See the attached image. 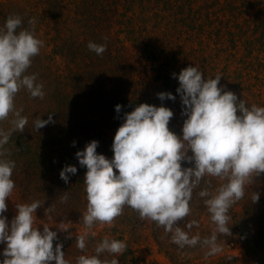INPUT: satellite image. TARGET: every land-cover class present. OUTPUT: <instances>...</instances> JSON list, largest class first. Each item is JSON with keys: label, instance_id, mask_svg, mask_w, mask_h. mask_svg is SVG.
Listing matches in <instances>:
<instances>
[{"label": "clouds", "instance_id": "9594fccd", "mask_svg": "<svg viewBox=\"0 0 264 264\" xmlns=\"http://www.w3.org/2000/svg\"><path fill=\"white\" fill-rule=\"evenodd\" d=\"M35 23L31 19V29L17 31L21 17L9 16L0 28V121L12 117L10 128L0 129V244L6 245L0 255L4 257L2 264H69L63 245L53 246L57 231L47 225L42 231L34 226L35 212L44 202L15 205L17 214L10 225L3 216L7 212L5 201L15 188L11 179L15 162L3 159L8 154L4 146L13 133L24 132L28 125V118L21 115L23 109L15 106V97L21 89L31 98L45 97L43 84L36 83L37 75L25 74L44 46L35 36ZM87 48L98 56L107 50L106 44L91 41ZM173 76L179 83L176 92L183 105L181 114L187 117L181 136L169 129L174 115L169 108L141 103L124 115L113 138L111 159L97 153L95 140L75 153L79 165L86 168L83 183L87 206L80 222L85 230L75 234L76 247L82 253L86 252L89 234L95 235L92 229L97 224L112 225L128 207L141 220L155 222L171 234L172 243L179 248L200 245L208 249L207 255L217 254L221 251L219 236L230 235V208L244 197L253 178L264 173V107L246 106L236 94L220 86V75L205 79L193 65ZM157 98L175 100L171 93H158ZM115 110L119 113L121 106ZM51 122V115L47 120L36 118L33 131ZM182 163L192 167H182ZM76 172L75 166H65L59 177L67 184ZM206 177L222 183L213 191ZM202 181L206 187L198 195L215 225L212 234L203 239L199 233L189 235L194 226H199L196 220L184 228L178 226L191 214L192 194ZM67 200L64 192L61 202ZM258 200L259 194L252 192V203ZM65 224L70 223L61 222L56 229L68 233L66 238L70 239L73 233ZM126 250L125 242L105 237L96 244L94 255H80L76 264H118L116 258L99 257L103 253L118 257Z\"/></svg>", "mask_w": 264, "mask_h": 264}, {"label": "rangeland", "instance_id": "374dc122", "mask_svg": "<svg viewBox=\"0 0 264 264\" xmlns=\"http://www.w3.org/2000/svg\"><path fill=\"white\" fill-rule=\"evenodd\" d=\"M47 2V0H0V28L3 27L9 16L21 17V28L17 31L24 28L31 29L28 21L35 19V36L44 42L39 55L33 58L31 67L25 74L37 75L36 83L43 84L45 97L42 100L31 98L25 89H21L17 93L15 106L17 109H23L21 115L28 118V125L24 132L13 133L6 145L7 147L13 146L14 150L3 157V159L15 162L11 177L15 188L5 201L7 212L3 214L9 225L17 214L15 205L30 204L39 200L44 204L35 212L34 226H38V229L42 231L43 226L47 225L51 228L50 230L57 231L56 242L60 244L66 242L62 244V251L65 253V259L71 260L72 264H76V258L80 255H94L96 244L105 237L121 238V241L127 245V250L123 254L129 255L127 259L134 258L135 264H226L230 261L234 264H256L244 249L235 231L225 238L219 239L221 251L213 255H207L208 249L200 245L183 249L179 247L176 249L177 245L175 246L174 243L173 246H168L169 243H172L169 234L164 236L162 248L154 238L153 228H151L152 221L141 220L138 214L128 207L112 225L97 224L92 229L95 235L89 234L86 252L82 253L77 249L74 241L71 245L67 243L68 233L56 229L61 227L59 225L61 222L70 223L65 224L64 227L69 228L73 233L71 239H75V234L80 235L85 230L80 222L81 215L86 211L87 206L84 176L82 177L86 173V168L79 165L75 153L83 151L87 140L82 130L79 133V141L64 136L57 138L60 136V129L57 133L56 128L60 127L59 120V122H72L74 119H81L83 114H87L83 106L88 97H92V95L87 93V89L78 91L73 79L67 80L66 87L60 84L66 76L68 77V74L72 73L74 77L82 74L84 67L78 68L71 57V52L64 47L66 41L73 45L76 40L65 39L70 35L69 31L74 29L72 20L69 18L71 14L66 11L61 20L52 19L47 12ZM158 42L160 48L164 47L165 49L168 46L167 51L173 50L174 53H177V57L180 58V62L185 68L191 65L197 67L204 74L205 79L220 75L222 77L220 86L224 89L242 93L244 98L256 105L264 103L263 39H217L214 37L213 39H182L181 34L174 33L171 39H161ZM128 43L126 44L129 48L128 54L131 55V62L135 63L137 67L135 49ZM136 73L140 79L139 83L143 82L141 89L149 92L146 94L149 97L153 87L148 89L145 86L152 83L148 78H145L144 68L140 71L137 68ZM131 88L133 89L131 90L132 94H138L140 85H132ZM69 93L73 97L79 98L78 102L73 99L70 106L62 105L64 103L62 99ZM140 94L143 96L142 92ZM170 110L174 117L176 116L182 123L183 118L186 117L181 114L183 110L181 112L175 109ZM49 115L52 116V122L33 131L34 119L47 120ZM11 119L10 115L9 120L0 121V129L7 131L10 128L9 121ZM93 140L97 141L96 138ZM73 142H75L74 146ZM99 149L97 147L96 151L98 152ZM103 152L100 154L108 159L112 158L111 150ZM69 165L75 166L77 172L70 176L66 184L60 179L59 173ZM261 175L253 178V182H257L259 185L258 189L251 190L253 189L251 184L246 186L245 191L248 192V195L251 191L264 193V179L258 180ZM64 192H67L68 200L62 203L61 197ZM48 207L51 208L50 212L46 211ZM201 220L203 225L198 226V233L200 234L201 229L205 228L203 230L209 237L213 232L209 218L205 215L201 217ZM53 246L55 247V245ZM3 247L6 245L0 244V248L3 249ZM166 251H173L175 254L172 256ZM121 256L114 257L103 253L99 258L101 260L116 258L118 264H122Z\"/></svg>", "mask_w": 264, "mask_h": 264}, {"label": "trees", "instance_id": "16d2710c", "mask_svg": "<svg viewBox=\"0 0 264 264\" xmlns=\"http://www.w3.org/2000/svg\"><path fill=\"white\" fill-rule=\"evenodd\" d=\"M47 1V12L52 19L61 20L66 11L71 14L69 18L72 20L74 29L69 31L70 35L65 39L76 40L73 45L66 41L64 47L71 52L76 66L84 67L82 74L75 77L72 73L68 74V77L66 76L60 84L66 87L67 80L73 79L78 91L87 89V93L92 95L87 101L85 100L83 107L87 114H83L81 119H74L72 122L62 121L63 123L58 121V125L61 124L59 128H56L57 133L60 129V136L57 138L64 136L79 141V133L82 130L86 135L84 137L87 143L97 139L100 148L97 153L99 154L102 151L111 150L115 132L123 123L124 115L133 111L139 104L163 106L178 112L183 110L180 96L176 92L179 83L173 74L178 76L185 67L181 64L177 53L173 50L167 51L168 46L165 49L159 47V40L171 39L174 33H179L182 39H213V37L217 39H263L264 47V0ZM90 41L96 44H106L107 50L102 56L96 55L87 48ZM127 42L135 49L137 67L131 62ZM137 68L139 71L144 68L145 78L153 84L145 85L148 89L153 87L149 97L146 95L149 92L141 89L143 82L139 83ZM151 73L153 75H150ZM132 85H140L138 94H132ZM225 90L232 92L227 88ZM158 93H171L175 100L161 101L157 98ZM233 93L238 99H242L246 106L251 107L255 104L244 98L242 93ZM73 99L77 102L79 100L69 93L62 99L64 101L62 105L70 106ZM117 105L121 106L119 113L115 110ZM257 106L264 107V103ZM182 124L183 122L180 123V120L178 121V118L173 115L169 129L177 136H181ZM4 148L7 150V155L14 150L13 146L5 145ZM188 155L191 153L189 152ZM182 167H192V165L182 163ZM262 179H264V173L258 180ZM205 180H211L213 191L222 183L215 178L206 177ZM205 187L206 184L202 181L201 185L194 189L190 202L191 214L178 226L184 228L192 220H196L198 225H203L201 217L207 215L212 229L215 228L203 199L198 195L199 191ZM251 187H253L251 190H256L259 185L253 182ZM252 192L248 195L245 191L244 197L230 208L228 226L230 233L236 232L252 260L256 264H264V193L258 192L259 200L252 203ZM151 224H153L151 228H153L154 238L163 248V238L168 234L162 227H157L155 222ZM203 229L205 228H202L199 234L202 239L208 237ZM198 231L199 227L194 226L189 235H195ZM225 237L220 235L219 239ZM73 241L75 242V239L70 238L67 243L71 245ZM54 242L53 245L58 243ZM64 243L66 242L62 244ZM168 246H173V243H169ZM175 248L177 249L178 246ZM4 249L5 247L0 248V253ZM166 253L172 256L175 254L173 251H166ZM128 257L129 255L122 254V264H135V259H127ZM3 259L4 257L0 255V264ZM67 260L69 264H72L71 260ZM226 264H234V262L230 261Z\"/></svg>", "mask_w": 264, "mask_h": 264}]
</instances>
